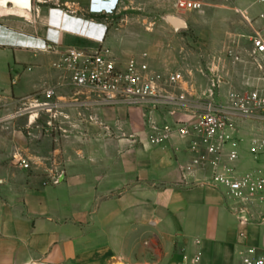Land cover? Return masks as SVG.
Masks as SVG:
<instances>
[{
    "label": "crops",
    "instance_id": "crops-1",
    "mask_svg": "<svg viewBox=\"0 0 264 264\" xmlns=\"http://www.w3.org/2000/svg\"><path fill=\"white\" fill-rule=\"evenodd\" d=\"M177 1L0 0V50H11L9 73L24 79L18 88L0 89V264H105L113 257L126 264H239L244 243H264V225L245 227L248 237H240L244 228L223 189L185 179L190 153L178 134L160 145L149 142L152 120L162 124L189 115L127 105L71 107L67 113L76 110L81 122L63 141L38 123L40 111L16 108L51 86L61 100H74L69 75L53 63L68 47L98 46L69 33L63 17V26L56 24L61 19L52 17L53 9L108 23L105 42L120 61L147 53L159 70L168 69L167 55L182 48L166 15L183 18L188 28L206 8L220 14L233 5L240 22L232 37L245 22L250 36L264 35V24H257L264 12L252 11L264 0H193L203 3L195 12L178 10ZM49 26L61 31L57 52L5 45L15 32L43 38ZM257 75L246 62L245 84H255ZM19 159L43 160L51 172L24 168Z\"/></svg>",
    "mask_w": 264,
    "mask_h": 264
},
{
    "label": "built area",
    "instance_id": "built-area-1",
    "mask_svg": "<svg viewBox=\"0 0 264 264\" xmlns=\"http://www.w3.org/2000/svg\"><path fill=\"white\" fill-rule=\"evenodd\" d=\"M176 8L201 11L203 3L178 0ZM51 14L60 17V21H54L59 25L63 17L69 33L95 41L98 46L68 47L53 63L55 69L69 75L76 88L74 100L65 102L56 87H46L25 98L27 110L46 112L54 120L58 116L69 117L66 109L71 107L94 109L119 105L149 109L152 113L167 109L173 116L189 115L162 124L152 120L149 142L160 145L174 133L186 142L190 158L182 167L185 179L193 176L201 185L224 190L244 228L240 232L242 239L248 237L245 227L264 225V165L249 169L240 165V147L245 142L241 124L245 119L264 118V35L255 32L251 36L257 83L246 91L231 89L223 99L219 93L221 78L214 77L210 87L199 94L182 71L156 69L147 53L120 61L105 42L108 23L68 16L59 9H53ZM260 19L264 22V14ZM60 32L53 26L47 28L43 38L15 32L14 40L6 41L5 45L55 52L61 42ZM229 55L234 61L242 62L236 48L229 49ZM13 83L16 84V79ZM249 150L257 163L262 161L264 137H253ZM19 161L25 168L29 167L27 161ZM195 260L199 261L200 257ZM239 264H264V243H244Z\"/></svg>",
    "mask_w": 264,
    "mask_h": 264
},
{
    "label": "rangeland",
    "instance_id": "rangeland-1",
    "mask_svg": "<svg viewBox=\"0 0 264 264\" xmlns=\"http://www.w3.org/2000/svg\"><path fill=\"white\" fill-rule=\"evenodd\" d=\"M226 2L229 3V1ZM251 4L252 2L248 5L250 6ZM224 8L222 7V9ZM234 8L235 6L233 7V5L226 7L225 12L221 11L220 14L206 8L205 11L196 14L197 16L193 19L192 24L186 29L179 30L175 38L176 43L182 48L178 47L173 53L167 55L168 60L171 62L169 64L171 66L168 69L182 71L186 79L198 90L199 94H202L210 87L214 77L222 80L219 93L223 99L231 89L246 91L254 87V83L249 84L247 82L245 84V63H252L254 70H256L252 58L251 25L249 22H247L248 24L245 22L244 31L240 32L236 37H232L231 31H234V28L236 29L237 27V22H240V17L235 13ZM252 11L254 13L264 12V3L255 5ZM252 21L255 22L256 20L253 19ZM257 24L262 27L264 22L261 20ZM170 34H174V32ZM231 48H236L239 51L242 62H236L230 57L229 49ZM12 61H14V56L11 50H0V89L6 86L18 88L24 82L23 77L20 79V76H18L20 73L18 74L17 71L11 72L12 75H10L8 65ZM13 79H16V84L13 83ZM18 81L20 83L16 87ZM253 81L257 83V77ZM33 94L31 93V95ZM16 104L19 106H16L17 109L24 108V102H16ZM72 113V115L68 114L69 117L58 116V119L54 120L50 118L48 113L41 112L38 123L46 129L51 130L52 128L51 132H57L58 136L64 141L66 135H70L69 130L81 122V116L76 110H72ZM16 120L22 123V119L16 118ZM55 128L57 130H54ZM241 128L245 137V142L240 147L242 155L240 165L242 169L246 168L245 164H249L247 169L264 165V155L262 157L263 161L257 163L249 150L253 137H264V118L256 120L245 119V122L241 124ZM48 152V149L42 151L43 154L49 156ZM46 163L49 165V160H46ZM33 166L44 167L47 172H51L50 165H44L43 160L39 163L29 162L27 169H31Z\"/></svg>",
    "mask_w": 264,
    "mask_h": 264
},
{
    "label": "water",
    "instance_id": "water-1",
    "mask_svg": "<svg viewBox=\"0 0 264 264\" xmlns=\"http://www.w3.org/2000/svg\"><path fill=\"white\" fill-rule=\"evenodd\" d=\"M165 19L169 22V23H171V25L176 29V30H180V29H184V28H186L187 27V23H186V21L183 19V18H181V17H179V16H177V15H166L165 16ZM113 261H116V262H118L119 264H126V263H124L123 261H121L119 258H117V257H113V258H111L110 260H108L105 264H112V262Z\"/></svg>",
    "mask_w": 264,
    "mask_h": 264
}]
</instances>
